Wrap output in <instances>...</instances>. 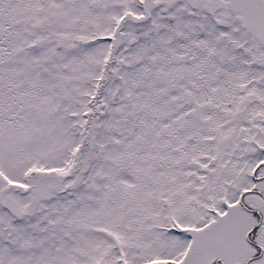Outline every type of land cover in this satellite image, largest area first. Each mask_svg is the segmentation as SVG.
I'll list each match as a JSON object with an SVG mask.
<instances>
[{"label": "snow or ice", "instance_id": "snow-or-ice-1", "mask_svg": "<svg viewBox=\"0 0 264 264\" xmlns=\"http://www.w3.org/2000/svg\"><path fill=\"white\" fill-rule=\"evenodd\" d=\"M0 264H264V0H0Z\"/></svg>", "mask_w": 264, "mask_h": 264}]
</instances>
